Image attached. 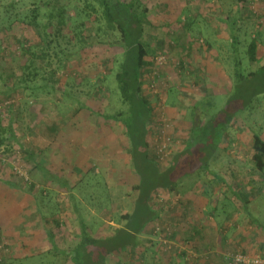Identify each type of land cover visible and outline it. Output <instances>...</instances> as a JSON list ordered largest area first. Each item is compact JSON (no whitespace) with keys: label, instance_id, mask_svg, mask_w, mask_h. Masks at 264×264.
<instances>
[{"label":"rangeland","instance_id":"374dc122","mask_svg":"<svg viewBox=\"0 0 264 264\" xmlns=\"http://www.w3.org/2000/svg\"><path fill=\"white\" fill-rule=\"evenodd\" d=\"M141 1L153 24L146 37L154 52L143 73L154 108L148 138L158 162L168 166L185 145L193 105L206 96L218 109L233 89V51L223 18L240 13L245 68L263 63H252L248 48L258 36L257 57L263 59L264 0ZM37 8L42 22L50 11L56 17L62 8L66 12L64 23L49 29L52 41L44 50L50 55L29 67L41 47L42 23L27 22ZM85 28L91 42H103L65 59L58 50L82 47L75 32ZM117 36L106 31L94 0H0V264H73L53 252L48 235L62 249L80 235L69 192L49 179L52 173L77 186L81 209L100 237L130 210L139 177L129 165L125 128L99 115L123 108L115 78L119 52L105 41ZM78 101L97 113L79 109ZM55 121L56 136L49 128ZM254 132L264 137V94L240 114L211 160L210 169L226 183L203 170L184 177L174 192L153 193L161 216L147 226L140 246L114 253L109 264H264V170L252 160ZM191 158L188 152L177 166ZM228 184L248 195L250 213Z\"/></svg>","mask_w":264,"mask_h":264},{"label":"trees","instance_id":"16d2710c","mask_svg":"<svg viewBox=\"0 0 264 264\" xmlns=\"http://www.w3.org/2000/svg\"><path fill=\"white\" fill-rule=\"evenodd\" d=\"M94 2L102 9V19L106 31L118 33L117 37L105 41L119 52V59L116 60L115 78L123 103V108L115 113L98 114L124 126L128 139V144H124V147L130 158L131 171L137 174L139 182L132 186L131 207L128 212L121 214L120 225L115 227L108 236L100 237L91 230L81 209L80 200L74 193L77 186H73L67 177H61L55 173L48 176L50 180L57 181L62 188L69 192L72 209L77 217L80 235L78 242L72 247L60 248L55 242L54 234L48 232L53 252L56 255L64 256L73 264H109V258L114 253L140 246L142 244L141 235L146 232L147 226L161 216V212L152 204V195L156 191L165 189L174 192L184 177L203 170L212 173L218 182L226 183L224 177L210 169L211 160L227 139L230 128L240 114L250 109L256 98L264 94V56L263 59L257 57L260 39L254 35L248 50L252 63L262 61L263 63L255 69L247 70L241 54L238 31L240 13L236 12L233 16L223 18V22L230 32L233 51V89L227 94L226 101L218 109H215L214 102L206 96L201 97L193 105L192 124L184 147L173 155L168 166H162L157 160V153L155 154L151 150L148 138L151 131L149 124L152 121L154 108L143 88V73L145 66L149 63L147 57L154 52L151 40L149 41L146 37L148 27L153 25L149 19L148 8L141 0H94ZM49 3L50 1H47L45 5ZM65 12L66 9L62 8L56 17L54 12L50 11L48 21L42 22L39 19V9L32 11L31 18L27 22L36 27H40L42 23L43 27L39 31L41 47L39 46L35 54H32L33 58L27 61V63L30 62L29 67L37 64L39 58L50 55L48 50H44L45 44L50 48L52 41L49 29L55 26V22L57 26L64 23ZM87 29L85 28L78 34L75 32V36L83 44L82 47L73 48V52H66L62 47L58 50L65 56V59H69L72 53L74 59L82 48L103 42V40L91 42L90 37L85 33ZM57 54L59 55V52ZM55 75L56 72H53L51 76L53 81H55ZM54 84L51 82L50 86L55 88ZM78 104L79 109L87 108L90 112L97 113L81 101H78ZM49 128L56 136L59 128L58 122H53ZM10 131L14 133L11 126ZM252 148V160L257 169L263 171L264 137L260 132H254ZM188 152L192 154L191 160H183L182 164L184 165L178 167L179 159L182 156L185 157ZM27 153L30 158H35L33 151L28 150ZM43 163L39 162L40 165ZM42 169L47 170L44 165ZM100 179L105 181L103 177ZM228 186L233 195L242 202L244 210L250 213L248 195L245 192L236 191L229 184ZM20 188L22 189V187ZM252 219L255 218L252 216Z\"/></svg>","mask_w":264,"mask_h":264},{"label":"built area","instance_id":"2783aa9c","mask_svg":"<svg viewBox=\"0 0 264 264\" xmlns=\"http://www.w3.org/2000/svg\"><path fill=\"white\" fill-rule=\"evenodd\" d=\"M161 152L163 151L162 148H160ZM239 260H241L242 258L241 257H238ZM256 262H258V260H255Z\"/></svg>","mask_w":264,"mask_h":264}]
</instances>
